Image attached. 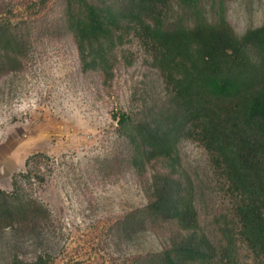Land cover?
<instances>
[{
	"label": "trees",
	"instance_id": "1",
	"mask_svg": "<svg viewBox=\"0 0 264 264\" xmlns=\"http://www.w3.org/2000/svg\"><path fill=\"white\" fill-rule=\"evenodd\" d=\"M61 1L56 24L83 72L108 82L138 41L164 83L135 119L115 115L122 144L112 160L147 196L122 224L163 239L142 264H264V22L236 33L228 0ZM23 30L26 21L0 20V74L20 63ZM185 141L202 150L201 168L182 156ZM13 184L0 190V224L36 220L43 205Z\"/></svg>",
	"mask_w": 264,
	"mask_h": 264
},
{
	"label": "rangeland",
	"instance_id": "2",
	"mask_svg": "<svg viewBox=\"0 0 264 264\" xmlns=\"http://www.w3.org/2000/svg\"><path fill=\"white\" fill-rule=\"evenodd\" d=\"M62 13L61 0H0V20L31 25L20 63L0 74V190L12 192L17 178L43 205L32 222L0 224V264H142L163 239L122 224L147 196L112 160L122 144L115 115L135 119L164 83L138 41L108 82L83 72L73 38L56 24ZM225 13L242 34L264 22V0H228ZM181 154L202 167L196 144L185 141Z\"/></svg>",
	"mask_w": 264,
	"mask_h": 264
}]
</instances>
